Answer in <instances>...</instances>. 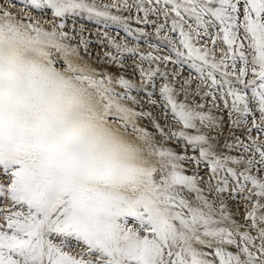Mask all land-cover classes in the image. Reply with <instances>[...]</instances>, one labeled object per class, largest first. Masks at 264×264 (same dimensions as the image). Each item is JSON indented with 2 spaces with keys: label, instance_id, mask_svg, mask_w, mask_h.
Here are the masks:
<instances>
[{
  "label": "snow or ice",
  "instance_id": "6c2138e0",
  "mask_svg": "<svg viewBox=\"0 0 264 264\" xmlns=\"http://www.w3.org/2000/svg\"><path fill=\"white\" fill-rule=\"evenodd\" d=\"M19 4H0V264H264V0ZM133 9L175 57L140 59L196 73L180 85L184 101L160 88L178 130L167 112L164 126H142L151 113L136 111L131 93L168 74L140 68V84L119 75L138 45L109 38L117 75L102 76L79 51L89 41L71 43L84 26L65 31L85 15L132 36ZM229 201L243 207L239 220Z\"/></svg>",
  "mask_w": 264,
  "mask_h": 264
},
{
  "label": "rangeland",
  "instance_id": "374dc122",
  "mask_svg": "<svg viewBox=\"0 0 264 264\" xmlns=\"http://www.w3.org/2000/svg\"><path fill=\"white\" fill-rule=\"evenodd\" d=\"M89 2H93V0H89ZM97 4L102 3H109L110 0H94ZM131 3V0H129ZM0 3L8 4L10 7L14 8V4L17 5V2L12 0V3H7V0H0ZM18 6V5H17ZM115 13V9L112 10ZM129 13L124 12V15L127 16ZM132 16L133 19L128 21V24L130 28L133 31L132 36H128L127 33L124 32L123 27L113 23L111 21L107 22V25L101 21L100 23H97L95 20L88 19L85 15H79V16H71L65 20V23L67 27L65 28V31H69L72 33V31L75 29L76 32H79L80 26H84V30L79 35H76L75 39L71 41L72 44L76 45L79 43L80 35L84 37L85 40L89 41L87 50L81 45L79 48V51L81 55L84 56L85 62L87 64H90L92 67L96 68L97 71L103 75H108L111 77H115L117 75V68L118 66L115 64V61L110 62V58L105 56L104 53L109 50V43L108 39H115L119 41H123L128 44L129 47H136L138 45L137 55L133 56L131 53H124L123 55V62H124V68L119 70V75H123L125 79L131 80L135 84L141 83V76H140V68H143L145 71L147 70H154L157 67L160 68L161 71H167L168 79L165 80L163 77L160 76L159 73L155 77H153V80L149 82L148 84H145V87L137 92L135 90L132 91L131 95L135 96L139 103L135 105L136 111L140 112H149L151 113V117L148 118H141L142 126L145 127L149 132H153L154 128L151 123V119H156L158 123L161 124V126L165 125V113H168L167 120L168 123L172 125V130H178L179 125L176 124V122L172 119L170 107H166V101L161 98L160 88L163 86V84L168 83L170 87L175 89V99L179 101H184V93L180 91V85L184 78L189 76V73H191L192 77L196 76V73L188 67L187 62H182L179 65H175L170 61L163 62L162 60H141L140 57L142 55L146 56L149 51L152 52L153 56H165L170 55L173 59H175L174 55L170 51V47L167 44L166 41L159 40L154 31V26H147L144 24H137L135 22V17L137 16H143V13H137L135 9L132 10ZM34 15L38 16L39 13H34ZM44 19H51V16L43 17ZM159 20L160 23H164V17L160 16H149L150 21ZM59 21L57 20V23ZM168 28L171 27V23L169 21ZM137 29H143L145 32L149 33V37L147 41L144 38L134 39L138 35ZM107 34V37L105 36ZM172 36L178 37V33H170ZM149 43L157 44L158 47L156 48H149ZM177 47H179L178 39H177ZM113 55H118L116 53V50L112 49ZM138 66V67H137ZM176 69L179 72V79L173 80L172 79V69ZM101 78V77H98ZM154 83L155 87L152 86ZM117 92L123 91V89L119 88L118 86H115ZM195 87V85H193ZM152 93L151 100L155 101L156 103H150V99L148 96V93ZM218 94V93H217ZM189 96H191V90H189ZM199 99V98H198ZM186 103H191V98H189L188 101H185ZM201 103H205L206 109L212 108L211 103L208 102V100H199ZM229 99V103H230ZM127 103V102H126ZM217 104L220 105V108L223 109V101H217ZM129 106H132L129 104ZM213 112H217L216 109H212ZM226 111V110H225ZM227 127L228 125H225V135H227ZM165 131H167V128H165ZM253 137L255 138L257 136V133L253 132ZM223 142V140L221 141ZM250 142V141H246ZM168 146L175 147L174 141H169ZM227 153L226 149H222ZM188 154L191 155L192 150L188 149ZM232 154H236L233 152ZM194 167V166H190ZM201 174L205 175V178H207L206 175V169L203 165H201ZM230 210L233 212H237L236 208V202L229 201ZM243 211V207L241 206L239 209V212ZM239 212H237L236 219H240Z\"/></svg>",
  "mask_w": 264,
  "mask_h": 264
},
{
  "label": "crops",
  "instance_id": "0c3cea01",
  "mask_svg": "<svg viewBox=\"0 0 264 264\" xmlns=\"http://www.w3.org/2000/svg\"><path fill=\"white\" fill-rule=\"evenodd\" d=\"M14 1L17 2L18 6L16 4H14L15 7L13 8V10L16 12H19L20 11L19 0H14ZM0 4H3V3H0ZM4 5H6L7 7H10L8 4H4ZM10 8H12V7H10ZM37 17L41 19V22H43L44 18L42 16L38 15Z\"/></svg>",
  "mask_w": 264,
  "mask_h": 264
}]
</instances>
